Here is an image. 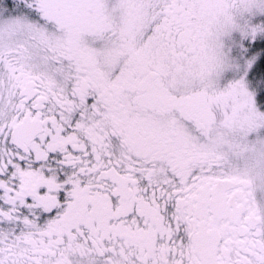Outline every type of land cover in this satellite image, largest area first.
Listing matches in <instances>:
<instances>
[{
    "label": "snow or ice",
    "instance_id": "snow-or-ice-1",
    "mask_svg": "<svg viewBox=\"0 0 264 264\" xmlns=\"http://www.w3.org/2000/svg\"><path fill=\"white\" fill-rule=\"evenodd\" d=\"M0 264H264V0H0Z\"/></svg>",
    "mask_w": 264,
    "mask_h": 264
}]
</instances>
